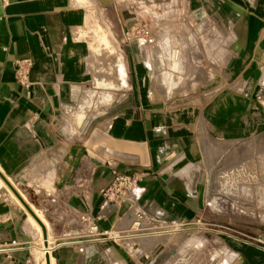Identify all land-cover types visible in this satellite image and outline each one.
Returning a JSON list of instances; mask_svg holds the SVG:
<instances>
[{"label": "crops", "instance_id": "1", "mask_svg": "<svg viewBox=\"0 0 264 264\" xmlns=\"http://www.w3.org/2000/svg\"><path fill=\"white\" fill-rule=\"evenodd\" d=\"M155 1L0 0V171L61 197L104 238L59 244L57 264H136L112 244L114 232L142 230L117 237L134 256L171 235L148 229L213 223L192 147L208 132L264 134V0H183L206 22L201 32L211 39L199 49L222 67L211 78L200 73L208 86L173 90L159 83L154 57L135 36ZM115 172L134 177L143 194L103 209ZM253 236L228 242L237 264H264V232ZM17 239L12 223L0 229V240ZM72 244L84 252L65 247ZM27 253L16 250L8 264H28Z\"/></svg>", "mask_w": 264, "mask_h": 264}, {"label": "rangeland", "instance_id": "2", "mask_svg": "<svg viewBox=\"0 0 264 264\" xmlns=\"http://www.w3.org/2000/svg\"><path fill=\"white\" fill-rule=\"evenodd\" d=\"M147 7L149 9L145 8L144 11L148 13L142 23L151 26L157 44L146 46V50L147 56L154 57L156 62L152 70L157 72L159 83L168 90L179 86L195 88L201 83L208 86L210 81L200 79V73H209L211 78L215 75L216 68H221L222 65H211L213 51L199 49L200 44L204 45L211 39L209 34L201 32L200 27L206 22L193 17L189 6L183 0H157L149 3ZM168 42L172 46L170 49L158 48L161 44L165 47ZM162 51H166L165 54ZM174 51H185L184 58L181 57L185 61L181 66L182 74L173 73L167 68L165 59L168 60L169 54ZM83 118L84 114H80L77 120L81 122ZM199 142L191 149L192 154L198 156L192 164L201 174L206 190H209V204L213 209L208 207V212L212 214L213 223L200 221L195 224L163 225L148 229H166L171 235H163V239L155 240L147 251L134 256L132 248L119 242L117 237L142 230H137V227L131 232H114L112 244L124 248L136 264H142L140 258L145 254L151 257L160 246H164V250L153 258L151 264H237L228 242L250 241L254 233L264 232V190L261 191L264 189V162L260 160L264 151V134L245 140H229L208 132ZM10 178L49 224L52 247L88 239H95L99 244L104 239L81 212L61 202V197L43 190L38 192L39 184L28 185L18 182L16 178ZM7 190V187L0 190V229L12 223L18 237L14 241L19 243L15 248L27 250L28 264H44V257L37 250L42 247L38 231L30 226L31 221L25 210L20 207L9 208L7 204H12L13 200L9 201ZM12 242L0 240V264H8L13 259L16 250L7 253L8 245ZM100 245L104 248L111 243L101 242ZM29 246L32 247L31 250L28 249ZM65 247L74 248L78 252L82 249L81 244Z\"/></svg>", "mask_w": 264, "mask_h": 264}, {"label": "built area", "instance_id": "3", "mask_svg": "<svg viewBox=\"0 0 264 264\" xmlns=\"http://www.w3.org/2000/svg\"><path fill=\"white\" fill-rule=\"evenodd\" d=\"M135 36H138L142 40L145 46H155L157 43L156 36L151 28L146 23H141L137 26L135 30ZM115 180L113 184L107 189L104 194L103 209L109 208L111 206L120 207L123 203L127 202L134 205L142 197V190L138 186L137 180L134 177L120 174L115 172ZM97 230V228H94ZM19 243L13 241L8 245L9 249L7 253H12L17 250Z\"/></svg>", "mask_w": 264, "mask_h": 264}, {"label": "bare ground", "instance_id": "4", "mask_svg": "<svg viewBox=\"0 0 264 264\" xmlns=\"http://www.w3.org/2000/svg\"><path fill=\"white\" fill-rule=\"evenodd\" d=\"M102 41H106L107 42V37H103ZM167 44V43H166ZM167 46V45H166ZM110 49V48H109ZM170 49V48H169ZM165 50V48H164ZM164 52V51H163ZM166 52V51H165ZM185 52V51H184ZM184 52H178V51H174V53H170L169 54V58L168 60L165 59L166 65L168 70H171L173 73H178V74H182V70H181V66L179 63V60L181 57L184 58ZM112 54V53H110ZM167 56V55H165ZM186 58V57H185ZM186 60V59H185ZM182 61V59H181ZM187 61V60H186ZM183 64V63H182ZM185 64V63H184ZM185 71V70H184ZM110 84V83H109ZM102 85V84H101ZM100 85V86H101ZM122 86V85H121ZM111 87L117 88L116 85H111ZM110 87V88H111ZM1 172V171H0ZM2 174V173H1ZM3 175V174H2ZM4 176V175H3ZM4 178L11 183V186L14 188V184L13 182L9 181L5 176ZM4 187H7V194L9 195V201H12L16 204L17 207H20V209L25 210L30 221H31V227L34 226V229L36 228V230L38 231L39 237H40V243L42 245V247L37 248V250L42 254V256L44 257V264H57L56 262V258L53 256V251H54V247H52V238H51V234L47 233L46 230V238L44 236V232L42 227L40 226V224L36 221V219L28 212V210L25 208V206L23 205V203L19 200V198L16 196V194L14 193V191L6 184L5 180L1 177L0 175V190L3 189ZM15 190V188H14ZM16 191V190H15ZM17 192V191H16ZM19 194V196L24 200V202L31 208V210L35 213V215L38 217V219L43 223V225L45 224L48 227V224L46 223V221L44 220L43 216L39 214V212H37L25 199V197L20 193L17 192ZM44 225V226H45ZM49 228V227H48ZM46 229V227H45ZM20 236H22L23 238H25V235H23L21 232H19ZM155 235V234H154ZM153 235V236H154ZM144 236V235H143ZM150 237V236H149ZM140 238V237H139ZM152 238V237H151ZM146 239V238H145ZM91 239H88L86 241H82L81 244L84 245L87 242H90ZM147 242V241H146ZM57 244V243H56ZM84 248L82 247V249L80 250L81 252H84ZM48 254L49 256L45 255ZM150 255H148L147 257H149Z\"/></svg>", "mask_w": 264, "mask_h": 264}, {"label": "water", "instance_id": "5", "mask_svg": "<svg viewBox=\"0 0 264 264\" xmlns=\"http://www.w3.org/2000/svg\"><path fill=\"white\" fill-rule=\"evenodd\" d=\"M1 177L5 180L6 184L14 191V193L16 194V196L19 198V200L23 203V205L25 206V208L28 210V212L36 219V221L40 224V226L43 229L44 232V236L46 238L47 234H46V229L45 226L43 225V223L38 219V217L35 215V213L31 210V208L24 202V200L19 196V194L14 190V188L11 186V184L4 178V176L1 174ZM164 250V246H160L158 248V250L154 253H152L151 257H147V256H143L140 258V262L142 264H151L153 261V258L158 256L162 251ZM49 264V263H48Z\"/></svg>", "mask_w": 264, "mask_h": 264}]
</instances>
